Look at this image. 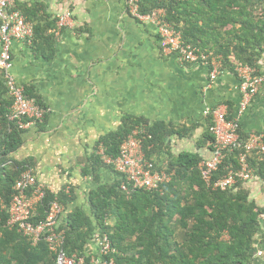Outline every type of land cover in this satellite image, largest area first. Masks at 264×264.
Instances as JSON below:
<instances>
[{
    "label": "trees",
    "instance_id": "1",
    "mask_svg": "<svg viewBox=\"0 0 264 264\" xmlns=\"http://www.w3.org/2000/svg\"><path fill=\"white\" fill-rule=\"evenodd\" d=\"M16 6L33 24L31 48L51 58L57 20L26 1L17 0ZM160 9L164 18L181 32L185 43L210 55V69L213 59L236 73L237 65L258 68L264 58V0H139L141 13ZM24 86L28 96L44 105L31 85ZM11 103L4 73L0 71V264H56L45 241L33 245L17 227L7 225L16 180L23 170L34 165L31 158H14L23 145L26 130L9 120ZM46 117L47 114L42 120ZM144 124L146 157L157 165L168 160L166 168L175 170V175L159 190L139 189L126 194L120 189L114 165L107 164L103 155L117 158L123 141ZM187 132L182 127L126 117L117 130L101 137L103 154L92 155L91 166L83 169L82 175L95 178L100 168H109L115 174L111 182H98L89 191L88 208L73 205V187L69 195L64 187L51 191L46 186L32 222L44 220L51 202L57 200L69 210L60 220L69 254H83L93 234L101 230L117 249L113 255L116 264H254L258 249L264 251V241L259 248L255 245L264 207L250 197L246 182L241 180L227 190L208 187L199 168L201 154H173L168 150L172 136H191ZM241 134L248 135L242 130ZM214 140L209 127L202 141H209L212 148ZM249 162L255 168L254 177L264 181V159L254 154L249 156ZM230 163L238 168L235 154L228 155L214 178L225 176V167Z\"/></svg>",
    "mask_w": 264,
    "mask_h": 264
},
{
    "label": "crops",
    "instance_id": "2",
    "mask_svg": "<svg viewBox=\"0 0 264 264\" xmlns=\"http://www.w3.org/2000/svg\"><path fill=\"white\" fill-rule=\"evenodd\" d=\"M23 1L56 20L71 12L55 32L51 58L21 41L12 49L17 82L31 85L48 108L44 120L26 129L23 145L14 153L17 160L33 159L31 168L40 182L51 191L71 185L73 205L88 208L89 191L98 182H111L115 174L100 168L95 178L82 175L83 169L91 166L92 155L102 153L101 137L117 130L126 117L185 128L191 136H172L168 150L211 156L210 142L202 141L213 122L210 112L222 107L228 115L238 114L241 93L235 71L221 63L211 80L209 65L181 63L166 54L156 25L147 16L135 17L128 0ZM263 61L258 67L262 74ZM241 125L246 134L264 135V84ZM97 249L92 242L90 250ZM258 255L254 264L261 250Z\"/></svg>",
    "mask_w": 264,
    "mask_h": 264
},
{
    "label": "built area",
    "instance_id": "3",
    "mask_svg": "<svg viewBox=\"0 0 264 264\" xmlns=\"http://www.w3.org/2000/svg\"><path fill=\"white\" fill-rule=\"evenodd\" d=\"M16 2L17 0H0V71L4 73V82L12 100L9 120L15 122L20 129L26 130L42 120L48 113V108L36 98L28 96L25 86L18 83L11 72L14 42L21 41L30 46L34 38L33 24L17 9ZM128 3L135 17L145 19L147 16L156 25L163 52L175 55L181 63L209 65L210 55L185 43L181 32L164 18L162 9L154 10L147 15L139 11L138 0H128ZM70 16V11L57 16L58 30L67 24L66 21ZM211 63L210 79L215 80L220 72L221 62L213 59ZM235 70L241 93L238 114L229 116L222 107L210 112L213 119L210 131L215 140L211 156L205 157L199 164L203 180L212 189L227 190L233 188L239 180L250 181L254 177L255 168L251 166L249 156L256 154L264 159V135L253 132L244 137L241 134V117L264 84V74L257 67L245 64L237 65ZM145 139V128L138 126L123 141L117 158L112 159L103 155L106 163L114 165L120 177V189L126 194L139 189L159 190L162 185L169 183L174 175V171H168L166 168V161L157 165L154 159L146 157ZM237 151L239 154H236ZM231 154L236 155L238 168L235 169L233 163H230L229 167H225L228 169L227 174L215 179L216 173L220 172L228 155ZM71 187V185L64 187L69 195ZM46 189V185L38 180L32 168L23 170L16 180L14 194L8 207V227H17L33 245L45 241L50 252L55 256L56 264H116L113 255L117 249L109 235L101 230L93 234L83 254L67 252L65 233L64 230H60V224L62 216H65L69 210L62 202L57 200L51 202L46 218L37 223L32 222L31 219L38 204L43 200ZM92 242L98 246L96 251L90 250Z\"/></svg>",
    "mask_w": 264,
    "mask_h": 264
},
{
    "label": "rangeland",
    "instance_id": "4",
    "mask_svg": "<svg viewBox=\"0 0 264 264\" xmlns=\"http://www.w3.org/2000/svg\"><path fill=\"white\" fill-rule=\"evenodd\" d=\"M263 59L260 61V63H262ZM264 62V61H263ZM264 64V63H263ZM144 127L146 128L145 124L144 125H140L139 127ZM244 186L246 187V189H248L249 193H250V197L252 199H254L257 204L259 206H263L264 207V181L257 179V178H253L252 180L246 182L244 184ZM256 247L259 248V244L264 241V215H262L261 217V225H260V231L258 232V234L256 235ZM264 244V243H262ZM260 251V249H258L256 255H258V252ZM262 251V255L261 257L257 258V263L258 264H264V251Z\"/></svg>",
    "mask_w": 264,
    "mask_h": 264
},
{
    "label": "clouds",
    "instance_id": "5",
    "mask_svg": "<svg viewBox=\"0 0 264 264\" xmlns=\"http://www.w3.org/2000/svg\"><path fill=\"white\" fill-rule=\"evenodd\" d=\"M39 121H40V120H39ZM146 137H147V136H146ZM211 149H212V148H211ZM204 158H205V157H203V159H204ZM167 164H168V162H167ZM168 171H169V170H168ZM171 171H174V175H175V170H171ZM174 175H173V176H174ZM172 178H173V177H172ZM252 179H253V178H252ZM252 179H251V180H252ZM171 180H172V179H171ZM246 182H248V181H246ZM168 264H169V263H168Z\"/></svg>",
    "mask_w": 264,
    "mask_h": 264
}]
</instances>
